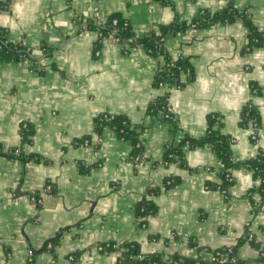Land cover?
Returning <instances> with one entry per match:
<instances>
[{"label":"crops","instance_id":"0c3cea01","mask_svg":"<svg viewBox=\"0 0 264 264\" xmlns=\"http://www.w3.org/2000/svg\"><path fill=\"white\" fill-rule=\"evenodd\" d=\"M0 1H6L0 27L33 58L0 61V264H70L69 255L77 264H117V252L96 250L104 243H135L142 255L210 264L209 251L239 241L241 264H264V200L244 164L264 154V47L246 49L248 30L239 18L167 37L166 52L193 71L190 82L181 74L184 86L168 90L174 125L146 113L165 92L153 86L161 60L142 46L122 49L111 39L97 45L98 34L86 30L87 21L102 26L117 13L142 37L232 7L262 31L264 0ZM247 105L257 112L256 141L241 124ZM99 114L123 115L137 126L143 150L137 160L129 141L108 128L94 132ZM209 116L232 140L238 164L226 193L217 188L221 164L209 145L183 149L185 166L163 162L166 146L202 139ZM23 124L33 129L27 143ZM83 137L87 148L76 142ZM10 150L17 154L8 156ZM22 155L38 159L23 162ZM143 198L155 207L144 228L135 213Z\"/></svg>","mask_w":264,"mask_h":264},{"label":"trees","instance_id":"16d2710c","mask_svg":"<svg viewBox=\"0 0 264 264\" xmlns=\"http://www.w3.org/2000/svg\"><path fill=\"white\" fill-rule=\"evenodd\" d=\"M164 4H169V0H159ZM5 2L0 1V7L3 6ZM242 19L248 30V43L246 49H252L255 47H264V29L262 31H257L245 16L244 12H238L232 7H229L225 12L210 15L206 11L200 12L197 18L193 19L189 23L176 24L172 23L170 25L162 26L157 31L150 32L147 36L138 37L131 30V27L127 20L122 18L119 14H112L108 17L105 24L102 26L93 25L91 21L86 22V30H93L98 34L97 45H99L103 40L112 38L116 40V43L123 49L124 45L129 47L142 46L145 51L151 57L161 60L158 68L154 73L153 86L159 87L166 86L164 93L151 100L146 108V113L150 116H157L160 114L164 120L170 122L174 125V117L170 113L168 105V90L181 88L184 86V82L181 80V74L186 75V82H190L193 79V71L189 62L180 57L177 59L172 58L164 49V40L172 35L179 32H184L190 29L191 25H194L195 29L211 25L218 22H231L234 19ZM47 51V50H46ZM47 55L49 52H45ZM24 59L32 60L30 52L25 47L11 43L7 38V32L5 29L0 27V61L4 62H17ZM252 91L258 93L259 91L255 86H252ZM241 124L245 127L254 125L256 131L258 129V116L257 112L253 106L247 105L243 108L241 114ZM208 129L205 136L199 140L186 139L181 142L177 147L166 146L164 148L163 162L170 163L176 161L181 166H185L184 151L183 148L187 147L189 149L195 148L201 145H209L218 157L221 164L220 171V183L217 188L226 193L230 185L232 184V178L230 175V170L238 164L233 162L231 158V144L232 140L222 135L216 126L215 117H208ZM137 126L131 124L123 115H109V114H99L93 119L94 132L99 135L104 128L112 130L116 136L122 140L129 141L131 143L130 158L132 160H137L140 155L143 154L142 146L138 140ZM33 134V129L30 125H27L25 129H22V142H29ZM89 142V137H83L79 139L77 144L84 147V142ZM85 148V147H84ZM14 150H10L8 156L12 157ZM38 159L34 155H22L21 161L27 162L31 160ZM247 167L252 169L255 176L260 181L259 192L261 194V201L264 200V154H258L255 158L248 160L244 163ZM80 171L85 172L84 168L81 167ZM170 178L164 181V186H170ZM156 192V191H154ZM136 217L138 218V225L142 228L146 226L149 217L155 214V207L150 199L143 198L136 206ZM57 238L49 241L51 247L57 242ZM105 244V243H104ZM101 244V246H104ZM241 244V241L232 249V258L234 261L228 262L227 264H241L236 256V249ZM200 250V249H199ZM202 250V249H201ZM227 248L209 251L210 254H214L217 251L226 252ZM202 251H207L203 249ZM105 252H117L118 259L117 264H194L193 260L182 258L180 256H172L168 261L162 259L160 255L150 254L142 255L138 246L135 243H124L120 246H116L113 243H109L108 247H103L100 253ZM76 259V257H74Z\"/></svg>","mask_w":264,"mask_h":264},{"label":"built area","instance_id":"2783aa9c","mask_svg":"<svg viewBox=\"0 0 264 264\" xmlns=\"http://www.w3.org/2000/svg\"><path fill=\"white\" fill-rule=\"evenodd\" d=\"M194 27H195L194 25H191L190 26L191 29H194ZM109 39H111L114 42H116V40H114L112 38H109ZM105 40H108V39H105ZM94 54H95V56H97L98 55V52L96 51ZM160 88H164L165 89L166 86H161L160 85ZM26 126H27L26 124H23V127L22 128L25 129ZM250 127L254 131L252 133V135H251V139L253 141H256L257 140V136H256V133H255L256 127L254 125H251ZM84 147H86V148L88 147V142L87 141L84 142ZM183 149H186V147H184ZM14 153L17 154V150H14ZM44 192H45V194H49L51 192V187L49 185H47L44 188ZM33 201L34 202H39V200H35V199H33ZM251 239H252V237L249 236L248 237V240H251ZM108 246H109V243H105L104 246L98 245L96 247V250L98 252H100V251H102L103 247H108ZM47 247L48 248H51V245L48 244ZM231 255H232V249L230 247L227 248L226 252H219V251H217L216 253L211 254L210 264H227L228 262H232V261H234V259L232 258ZM68 261L70 262V264H77V262H76V260H75V258H74L73 255H69L68 256Z\"/></svg>","mask_w":264,"mask_h":264}]
</instances>
